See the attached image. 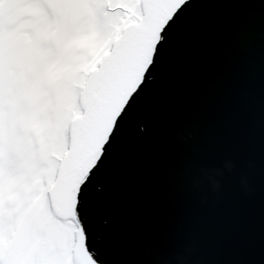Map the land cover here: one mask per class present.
Wrapping results in <instances>:
<instances>
[{"label":"snow or ice","instance_id":"snow-or-ice-1","mask_svg":"<svg viewBox=\"0 0 264 264\" xmlns=\"http://www.w3.org/2000/svg\"><path fill=\"white\" fill-rule=\"evenodd\" d=\"M180 254L264 264V0H0V264Z\"/></svg>","mask_w":264,"mask_h":264},{"label":"clouds","instance_id":"clouds-1","mask_svg":"<svg viewBox=\"0 0 264 264\" xmlns=\"http://www.w3.org/2000/svg\"><path fill=\"white\" fill-rule=\"evenodd\" d=\"M235 167V165L232 163V162H228L226 165H225V170L226 171H232V169ZM212 181H213V191H219V187H220V182L219 180H216L215 177H212L211 178ZM202 203L206 202V197H204L201 201ZM191 249H188L186 251H190ZM177 261H178V264H187V257H186V254H180L176 257V262L175 264H177Z\"/></svg>","mask_w":264,"mask_h":264},{"label":"water","instance_id":"water-1","mask_svg":"<svg viewBox=\"0 0 264 264\" xmlns=\"http://www.w3.org/2000/svg\"><path fill=\"white\" fill-rule=\"evenodd\" d=\"M228 162H231V161H227L226 163H225V165L228 163ZM241 167H243V165H240ZM234 181H235V183H236V185L238 186L239 185V176L237 175L236 177H234ZM243 182V181H242ZM208 195H209V197L211 196V193H208ZM189 246H191V245H189ZM146 247H148L147 245H146ZM147 255H151V251L149 250L147 253H146ZM177 264H178V261H177Z\"/></svg>","mask_w":264,"mask_h":264}]
</instances>
